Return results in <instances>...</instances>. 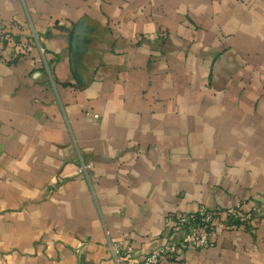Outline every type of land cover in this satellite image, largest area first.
I'll use <instances>...</instances> for the list:
<instances>
[{"label": "crops", "instance_id": "obj_1", "mask_svg": "<svg viewBox=\"0 0 264 264\" xmlns=\"http://www.w3.org/2000/svg\"><path fill=\"white\" fill-rule=\"evenodd\" d=\"M237 204L165 264H264V0H0V264L141 260Z\"/></svg>", "mask_w": 264, "mask_h": 264}, {"label": "built area", "instance_id": "obj_2", "mask_svg": "<svg viewBox=\"0 0 264 264\" xmlns=\"http://www.w3.org/2000/svg\"><path fill=\"white\" fill-rule=\"evenodd\" d=\"M90 121H97L95 113H86ZM85 169V168H83ZM252 217L246 212L243 204H237L225 211L200 210L196 213L178 212L168 226L167 244L141 260L136 257L132 247L117 253L118 264H165L166 260H177L187 250H203L215 245L222 229H250Z\"/></svg>", "mask_w": 264, "mask_h": 264}]
</instances>
